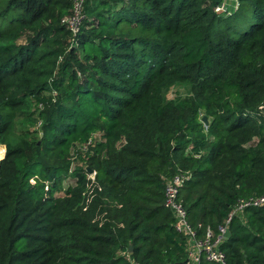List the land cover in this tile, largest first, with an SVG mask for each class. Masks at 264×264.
<instances>
[{
	"label": "trees",
	"instance_id": "obj_1",
	"mask_svg": "<svg viewBox=\"0 0 264 264\" xmlns=\"http://www.w3.org/2000/svg\"><path fill=\"white\" fill-rule=\"evenodd\" d=\"M221 3L84 0L72 35L73 0H0V264H184L168 179L200 236L264 194V0ZM227 230L226 264H264V206Z\"/></svg>",
	"mask_w": 264,
	"mask_h": 264
},
{
	"label": "built area",
	"instance_id": "obj_2",
	"mask_svg": "<svg viewBox=\"0 0 264 264\" xmlns=\"http://www.w3.org/2000/svg\"><path fill=\"white\" fill-rule=\"evenodd\" d=\"M83 3L84 0H73L70 14L63 19L66 29L72 35L79 32L84 21ZM187 178V175H176L168 179L164 186V207L174 219L175 232L185 240L184 264H201L202 259L215 264H226L225 255L220 247L226 240L227 225L233 217L243 214L246 209L264 206V194L260 197L239 199L216 233L208 227L200 236L188 222L187 211L179 198L180 188ZM130 262L138 264L131 259Z\"/></svg>",
	"mask_w": 264,
	"mask_h": 264
},
{
	"label": "rangeland",
	"instance_id": "obj_3",
	"mask_svg": "<svg viewBox=\"0 0 264 264\" xmlns=\"http://www.w3.org/2000/svg\"><path fill=\"white\" fill-rule=\"evenodd\" d=\"M237 0H222L221 5L216 12L219 14H229L237 8ZM68 16V15H67ZM165 91V92H164ZM164 92L163 100L171 101L178 97H183L187 94V89L182 84H173L167 82L162 90ZM39 131V124L36 119H25L24 117L16 121V132L10 135V145L14 146L21 138L33 139L35 133ZM34 133V134H33ZM33 134V135H30ZM5 155V148L0 145V160ZM67 183H69L67 181Z\"/></svg>",
	"mask_w": 264,
	"mask_h": 264
},
{
	"label": "water",
	"instance_id": "obj_4",
	"mask_svg": "<svg viewBox=\"0 0 264 264\" xmlns=\"http://www.w3.org/2000/svg\"><path fill=\"white\" fill-rule=\"evenodd\" d=\"M201 123L207 127L208 126V120H207V117L203 116L202 119H201ZM87 170V173L89 176H92L94 174V172L88 168H86ZM229 237V232L228 230L225 231V238L227 239Z\"/></svg>",
	"mask_w": 264,
	"mask_h": 264
}]
</instances>
